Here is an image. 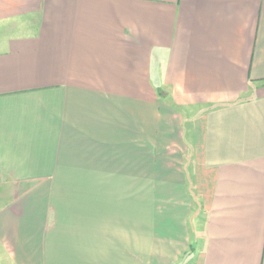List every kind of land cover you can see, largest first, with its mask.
Masks as SVG:
<instances>
[{
  "label": "crops",
  "instance_id": "obj_1",
  "mask_svg": "<svg viewBox=\"0 0 264 264\" xmlns=\"http://www.w3.org/2000/svg\"><path fill=\"white\" fill-rule=\"evenodd\" d=\"M138 245L264 264V0H0V264Z\"/></svg>",
  "mask_w": 264,
  "mask_h": 264
},
{
  "label": "rangeland",
  "instance_id": "obj_2",
  "mask_svg": "<svg viewBox=\"0 0 264 264\" xmlns=\"http://www.w3.org/2000/svg\"><path fill=\"white\" fill-rule=\"evenodd\" d=\"M49 189L48 187H44L43 188V194L45 195L44 197L46 198V201L48 202V196H49ZM107 204L105 205V208H103V210L106 212V210H108V208H106ZM138 210H141V206L138 204ZM140 219L138 218V223H140ZM62 227H65L64 223H62ZM74 228V227H73ZM71 228H69L70 230ZM64 231V230H63ZM79 227L76 230L75 228L73 229V234H69V235H62L61 238L63 239V241H69L72 240L77 241L79 243L80 241V237H79ZM142 239L143 240V244H144V235L143 234H139L138 235V240ZM80 244V243H79ZM147 254V252L145 251V249H143L142 245H138V250H137V260H138V264H144L145 263V255Z\"/></svg>",
  "mask_w": 264,
  "mask_h": 264
}]
</instances>
